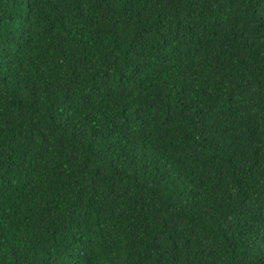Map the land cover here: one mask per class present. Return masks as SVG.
<instances>
[{
	"label": "trees",
	"instance_id": "16d2710c",
	"mask_svg": "<svg viewBox=\"0 0 264 264\" xmlns=\"http://www.w3.org/2000/svg\"><path fill=\"white\" fill-rule=\"evenodd\" d=\"M0 264H264V0H0Z\"/></svg>",
	"mask_w": 264,
	"mask_h": 264
}]
</instances>
